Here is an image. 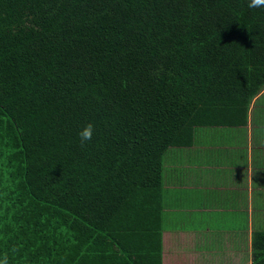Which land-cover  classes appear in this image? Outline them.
<instances>
[{"label":"trees","instance_id":"trees-1","mask_svg":"<svg viewBox=\"0 0 264 264\" xmlns=\"http://www.w3.org/2000/svg\"><path fill=\"white\" fill-rule=\"evenodd\" d=\"M248 3L0 0V259L162 264L165 152L244 124L264 88Z\"/></svg>","mask_w":264,"mask_h":264},{"label":"crops","instance_id":"crops-1","mask_svg":"<svg viewBox=\"0 0 264 264\" xmlns=\"http://www.w3.org/2000/svg\"><path fill=\"white\" fill-rule=\"evenodd\" d=\"M162 264H252L264 230V88L244 124L199 126L163 156Z\"/></svg>","mask_w":264,"mask_h":264},{"label":"clouds","instance_id":"clouds-1","mask_svg":"<svg viewBox=\"0 0 264 264\" xmlns=\"http://www.w3.org/2000/svg\"><path fill=\"white\" fill-rule=\"evenodd\" d=\"M249 8H264V0H249L248 3ZM95 132L94 124L89 123L86 125L80 132L79 137L81 141V145L85 144L86 142L91 141ZM0 264H8V260L6 257L0 259Z\"/></svg>","mask_w":264,"mask_h":264}]
</instances>
